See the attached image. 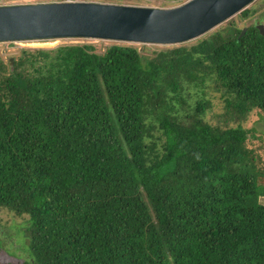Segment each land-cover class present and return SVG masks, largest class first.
I'll return each instance as SVG.
<instances>
[{
    "label": "trees",
    "instance_id": "1",
    "mask_svg": "<svg viewBox=\"0 0 264 264\" xmlns=\"http://www.w3.org/2000/svg\"><path fill=\"white\" fill-rule=\"evenodd\" d=\"M246 27L152 55L81 43L0 58V208L26 217L21 264H264L242 125L264 113V35ZM211 92L235 126L206 118Z\"/></svg>",
    "mask_w": 264,
    "mask_h": 264
},
{
    "label": "water",
    "instance_id": "2",
    "mask_svg": "<svg viewBox=\"0 0 264 264\" xmlns=\"http://www.w3.org/2000/svg\"><path fill=\"white\" fill-rule=\"evenodd\" d=\"M253 1L186 0L160 8L76 0L1 5L0 42L86 38L179 45L199 38ZM254 24L264 35V24ZM246 29L242 27L239 36Z\"/></svg>",
    "mask_w": 264,
    "mask_h": 264
},
{
    "label": "rangeland",
    "instance_id": "3",
    "mask_svg": "<svg viewBox=\"0 0 264 264\" xmlns=\"http://www.w3.org/2000/svg\"><path fill=\"white\" fill-rule=\"evenodd\" d=\"M57 1H67V0H0L1 5H11V4H32L41 2H57ZM76 1H99V2H112L119 4H131L139 6L148 7H169L180 3H167L164 0H122L121 2H113L111 0H76ZM246 9L253 10V14L249 18L241 17L240 12L231 17L230 19L238 23L240 27L248 26L254 24L256 21H261L264 23V0H254L251 4L247 6ZM229 20V19H228ZM227 21V20H226ZM220 23L210 31L206 32L200 37L213 32L218 29L225 22ZM199 37V38H200ZM196 39L181 43L182 45L192 44ZM81 43H92L95 45L98 52L102 53L108 46L113 44L120 45H133L138 48V50L147 55H152L153 51L156 49H162L166 47H173L177 45H154V44H138V43H128L120 41H109V40H96V39H86V38H54V39H42V40H24V41H14V42H0V58L6 62L10 63V59L13 61L20 55L21 49H53L59 45L67 44H81ZM179 44V45H181ZM209 98L212 102V108L207 113L206 118L213 125H220L222 127L235 126L236 123L224 124L221 119V112L223 111V101L219 94L216 92H211ZM223 118V117H222ZM242 125L250 129L249 137L247 140V147L254 149L257 158V168L262 174L259 175L258 181L264 187V113L258 109H254L250 112L247 119L242 123ZM259 201L264 204V196L259 198ZM26 217H18L6 209L0 208V263L1 264H21L22 259L27 256L26 250V239L23 234L25 226ZM25 242V243H24Z\"/></svg>",
    "mask_w": 264,
    "mask_h": 264
},
{
    "label": "flooded vegetation",
    "instance_id": "4",
    "mask_svg": "<svg viewBox=\"0 0 264 264\" xmlns=\"http://www.w3.org/2000/svg\"><path fill=\"white\" fill-rule=\"evenodd\" d=\"M257 22V21H256ZM261 22V21H260ZM264 24V23H263Z\"/></svg>",
    "mask_w": 264,
    "mask_h": 264
}]
</instances>
